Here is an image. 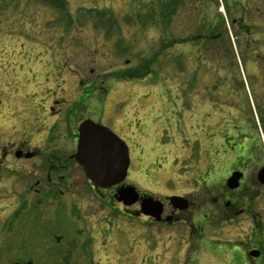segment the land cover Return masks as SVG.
Listing matches in <instances>:
<instances>
[{"label": "rangeland", "instance_id": "374dc122", "mask_svg": "<svg viewBox=\"0 0 264 264\" xmlns=\"http://www.w3.org/2000/svg\"><path fill=\"white\" fill-rule=\"evenodd\" d=\"M235 2L185 0L167 19L163 0H0V264H163L161 241L172 233L178 239L154 226L143 233L146 221L128 217L139 202L124 210L111 194L95 197L78 166L70 168L79 173L74 196L27 195L24 179L33 180L28 186L34 179L2 159L1 148L31 138L46 156L59 139L64 161L63 122L52 127L41 118L53 95L66 101L65 111L81 104L66 130L89 118L125 142V185L154 199L182 196L198 210L194 222L210 212L220 225V130L226 103L236 107L224 94H244L245 103L257 91L248 59L240 61L247 86H237L241 69L225 46V33H239L228 15L242 17L240 5L230 10ZM39 161L30 167L35 179L45 175ZM233 228L209 230L206 242L232 240ZM201 257L234 264L223 253Z\"/></svg>", "mask_w": 264, "mask_h": 264}, {"label": "flooded vegetation", "instance_id": "af4514ba", "mask_svg": "<svg viewBox=\"0 0 264 264\" xmlns=\"http://www.w3.org/2000/svg\"><path fill=\"white\" fill-rule=\"evenodd\" d=\"M237 2L230 5V10H233V4L234 6L240 5L242 10L240 15L242 17L235 20L232 15L233 12H229L228 15L231 17L235 30L239 33H234L235 40L232 39L233 35L231 32L225 33L227 39L225 46L226 48L228 46L229 53L232 56V60H234V66L236 65L239 69L242 70L241 59H248L245 70L251 71L254 75L253 81L257 91L251 92V94L250 92L247 93L246 98L248 97V101L245 103L244 94L230 95L229 98L228 93L224 94L226 99H233V102H236V107L232 105V111H229L226 103L223 109L220 130L219 146L221 164L224 169L220 206L218 212H216L221 220L220 225L218 224L219 226H217L216 221L214 223L211 222L212 216L210 212H208L209 217L205 215L203 220L194 222L195 214L198 213L197 208L187 200H185L187 209L176 207L169 200V197L177 195H170L164 200L159 199L161 202V213L159 214L158 222H155L151 217L143 215L139 210V205L138 211H135L134 208L132 209L133 205L129 207L123 206L124 210L132 209L128 213V217L146 221L144 226L140 225V230L144 231L143 233L147 229L149 230V227L153 229L152 226L158 232L167 233L166 231H173L174 234L176 233L175 236H178V239H174L172 233L168 235L167 239L164 238L161 241V247L165 250L163 264H207L209 262L208 259L201 257L202 255L216 257L219 254L221 255V253L225 256H231V262L234 264H264V89L259 92L257 86V83L262 85V80L264 87V0H237ZM245 17L249 20L247 21ZM216 33L223 32L218 31ZM218 38H220V35ZM238 48L239 51L237 52ZM249 49L252 52H249ZM250 58L255 60L252 64L249 62ZM235 59H237L238 64L235 63ZM241 70L242 77L239 79L241 83L236 84L237 86H242L244 91L246 80L244 72ZM260 75H263V77ZM226 86L227 84L224 85V87ZM246 91H248V88ZM57 98V96L53 95L43 100L47 101L49 105L46 109H42L41 105V111L44 112L41 118L45 124L51 122L52 127L60 122H63L66 127L69 122L74 123L73 114L81 104L75 101L65 111L62 108L65 107L64 102L66 101ZM85 101L82 100V102ZM33 118L32 122L35 123L37 119L36 117ZM86 120L99 124L95 120L85 118L80 120L78 125ZM32 122L27 121L26 123L30 125ZM42 126L45 127L43 124ZM65 127L63 128V136L68 139L70 148L66 157H63L64 161L57 154L60 153L58 151L60 149L56 148L60 146L63 150L64 147L60 144L59 139L54 144L55 148L45 152L46 156H41L40 148L33 146L32 142H30L31 138L29 141L11 143L8 147L4 146V148H1L2 159L11 160L18 171L22 174L26 172L27 179H34V182H32L34 184L32 185L31 183L28 186V183L33 180L25 181V174L22 176L28 196L46 198L64 197L66 195L74 196L71 182H75V179L79 178V173H72L70 168L78 166L74 158L78 134L77 128L75 131L70 132ZM50 129H48V136L51 134ZM36 160H41L39 161L41 163L40 167L45 173L42 179H35L34 169H31L36 166ZM78 167L82 172V168ZM62 172H64V175L61 174ZM42 182L44 185L41 184ZM82 182L95 197L99 198L101 192L107 195L111 194L110 200L121 205L116 200L117 192L121 186L100 190L93 187L86 178ZM40 185L45 187L44 192L38 189ZM122 186L129 185L122 184ZM142 196L143 194L139 193V197L142 198ZM222 226L234 227L233 229L238 231L237 237L232 240L215 239L211 241L214 242L213 245L207 243V237L205 236L208 231L219 230ZM244 228L249 230V233L245 236L242 235ZM87 242H91V240L88 239ZM92 243L94 244V238ZM122 244L125 245L124 243ZM112 246H114L113 243ZM119 247L122 248V251H125V246L119 244Z\"/></svg>", "mask_w": 264, "mask_h": 264}, {"label": "water", "instance_id": "95a60500", "mask_svg": "<svg viewBox=\"0 0 264 264\" xmlns=\"http://www.w3.org/2000/svg\"><path fill=\"white\" fill-rule=\"evenodd\" d=\"M85 178L98 189H109L123 183L129 166L127 146L107 128L87 120L78 127V144L74 156ZM117 202L131 206L139 200L132 187H121ZM176 207L186 208L183 198L169 199ZM140 212L159 221L161 203L145 196L140 200Z\"/></svg>", "mask_w": 264, "mask_h": 264}, {"label": "trees", "instance_id": "16d2710c", "mask_svg": "<svg viewBox=\"0 0 264 264\" xmlns=\"http://www.w3.org/2000/svg\"><path fill=\"white\" fill-rule=\"evenodd\" d=\"M178 4L181 6L185 5V0H163V5L161 6V9L163 10V15H165V18L168 19L172 16L173 12H175L176 8L178 7Z\"/></svg>", "mask_w": 264, "mask_h": 264}]
</instances>
